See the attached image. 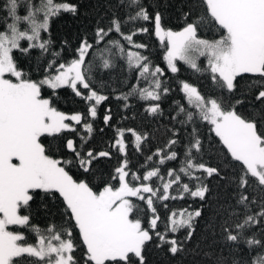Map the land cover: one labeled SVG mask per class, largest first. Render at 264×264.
<instances>
[{"label": "snow or ice", "instance_id": "6c2138e0", "mask_svg": "<svg viewBox=\"0 0 264 264\" xmlns=\"http://www.w3.org/2000/svg\"><path fill=\"white\" fill-rule=\"evenodd\" d=\"M79 12L0 0V264H264V0H181L179 30L108 0L57 43Z\"/></svg>", "mask_w": 264, "mask_h": 264}, {"label": "trees", "instance_id": "16d2710c", "mask_svg": "<svg viewBox=\"0 0 264 264\" xmlns=\"http://www.w3.org/2000/svg\"><path fill=\"white\" fill-rule=\"evenodd\" d=\"M72 2L77 3L80 6V12L78 16H72L71 14H64L60 18L56 19L52 25V33L54 39L57 43H60L64 40H67L71 47H75L79 36L83 35L86 31H89L93 26L94 22L103 15L106 9L108 0H72ZM153 0H148V3L151 4ZM160 5V11L164 13V20L167 27L172 28L173 30H179L180 20L179 9L181 7V0H156ZM143 40L150 44L151 56L154 60L159 62L160 48L158 42L155 41V38H149L147 36L143 37ZM71 54V48L69 49L68 55ZM203 59V58H201ZM183 67V66H182ZM184 79H188L193 84H203L204 82L198 80L195 75L191 72L183 73ZM202 91H207L206 87H202ZM178 98V97H177ZM165 108H167V101L165 102ZM60 109L66 112H70L73 108L78 107L75 105L70 98H65L61 101L59 105ZM113 107L115 109V102H113ZM139 125V119L136 122L131 124L135 127ZM110 133L101 134L97 138L98 146L103 147L104 143L107 141ZM103 141V142H101ZM216 182L213 181V184ZM223 195V193H221ZM187 205L184 201H172L169 202V210H175L176 212L183 211ZM37 223L41 226L45 223L43 216L37 219ZM149 259L151 264H179L178 261H169L162 252L153 251L149 254ZM191 258H189L190 260Z\"/></svg>", "mask_w": 264, "mask_h": 264}]
</instances>
